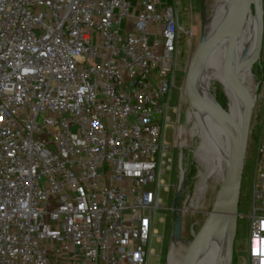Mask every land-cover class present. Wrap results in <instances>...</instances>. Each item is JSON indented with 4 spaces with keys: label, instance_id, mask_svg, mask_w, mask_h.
Returning <instances> with one entry per match:
<instances>
[{
    "label": "built area",
    "instance_id": "built-area-1",
    "mask_svg": "<svg viewBox=\"0 0 264 264\" xmlns=\"http://www.w3.org/2000/svg\"><path fill=\"white\" fill-rule=\"evenodd\" d=\"M178 5L0 0V264H151L163 241L156 217L169 209L165 135L175 128L169 111L188 31ZM255 103L261 139L245 264H264V93ZM187 132L174 130L178 189ZM182 189L181 223L198 208L196 189Z\"/></svg>",
    "mask_w": 264,
    "mask_h": 264
},
{
    "label": "rangeland",
    "instance_id": "rangeland-1",
    "mask_svg": "<svg viewBox=\"0 0 264 264\" xmlns=\"http://www.w3.org/2000/svg\"><path fill=\"white\" fill-rule=\"evenodd\" d=\"M220 0H179V19L184 28L188 31L186 33H181L180 35V43L178 48V77H177V87L183 88L185 86V80L187 75L188 67L192 61L193 54L197 50L200 42L204 39V28L207 24V21L211 18L212 14L215 12ZM263 3V20H264V0ZM248 31V24L241 35V40L239 44L243 41ZM256 46V45H255ZM255 50V47H254ZM254 50L252 54L254 53ZM261 57L258 63H248L245 65L247 69L252 71V74L257 77L259 82V89L256 93L255 99L258 98L261 93H264V29H263V43L261 50ZM223 60V58L221 59ZM217 77V76H216ZM222 83V86L225 90V94L227 96L228 105L229 104V92L226 88V84L219 77L216 79ZM175 89L171 101V109L169 111V115L171 117V121L174 123L173 126L177 128V126L182 125L187 129L188 134V147L183 149V169L185 173V181L182 187L185 186V189L190 190L192 192L195 191V183L197 185H206V193L204 198L201 200V205L191 213H188L185 219H182V237L186 240L183 243V248L188 244L191 240L190 236V228L193 225L194 230H198L205 220L207 213L212 209V204L216 198L220 178L223 175V170L226 168V162L228 158V150L230 148V139L226 137L225 131L222 129L221 124L218 122V126L220 128L219 134H217V138L219 139L223 159L220 164L217 173L211 177L212 180H208V182L202 178L205 177L206 170L203 166V163L199 160L197 156V152L199 146L202 142L203 133L205 129V122L202 119L201 106L197 105L195 101L188 100L186 91H181V89ZM210 88L213 96L217 99H222L223 89L219 86L218 83L211 80ZM259 103L260 101L257 100ZM231 109V105H230ZM176 110V113L173 112ZM232 112V109H231ZM180 115V122H177L178 114ZM232 115L235 119L234 113ZM258 115L257 104L253 106L252 112V126L249 134V143L247 147V157L244 167V176L242 181V193L240 199V208H239V217L237 223V230L235 234V242L232 251V259L231 264H245L247 259V245H248V232H249V221L247 219V215L251 209V196H252V180L255 174V166L257 159V149L260 143V133L261 126L258 125V121L255 117ZM217 122V120H216ZM175 128H168L166 130L165 140L169 143L170 151L168 156L173 159L172 163V171L171 173L167 172L164 176L167 184L170 185V192L162 189L161 197L163 199V203L169 207V209H162L159 211L156 217L158 221L156 229L157 235L162 236V243H159L157 240L154 241L152 248L156 252V256H151V264H178L181 258V254L183 250H179L178 246L174 247V240L172 239V229H173V212L170 209L172 207V203L175 195L178 192V186L181 178V173L179 170V152L180 148L175 147V139H174V130ZM185 129L182 131L184 132ZM186 141H184L185 143ZM51 209V207H48ZM190 214V215H189ZM162 217L166 218L165 223H159V220ZM192 217V218H191ZM187 219V220H186ZM189 219V220H188ZM192 219V220H191ZM191 222V223H190ZM187 223V224H186ZM189 223V224H188ZM221 249L223 251V255L225 258V249L226 244H221ZM161 252V259L157 255Z\"/></svg>",
    "mask_w": 264,
    "mask_h": 264
},
{
    "label": "water",
    "instance_id": "water-1",
    "mask_svg": "<svg viewBox=\"0 0 264 264\" xmlns=\"http://www.w3.org/2000/svg\"><path fill=\"white\" fill-rule=\"evenodd\" d=\"M233 4L234 8L229 19L230 22L228 23L227 27L228 34L225 37L226 45L221 64V71L225 79H227L228 68L230 67L231 63L234 61V58L236 56L235 53L237 44L240 42L241 35L244 33L252 15H254L258 20L256 46L253 53V63L259 62L263 43L264 20L262 0H234ZM216 43L217 42H214L212 40L206 43V38L202 39L197 50L193 54L194 56L187 70L184 87L186 89L188 100L195 101L199 105L203 104L198 99L194 87L195 80L199 73L197 61L201 53H203L205 50H208L209 47ZM211 52H209V56H211ZM255 79L256 85L253 92L254 100L256 93L258 92V85L260 82L257 77H255ZM215 82L218 83L219 86L223 89L222 99H219V97L217 99L211 93V96L213 97V105L216 108V117L218 118L219 122H221V124L224 126L226 137H229L231 139V146L229 149V156L227 161L228 174L220 182L218 188L219 190L212 204V209L207 213V216L203 221L204 223L202 224V226L196 231L194 230L193 225L191 226V240L184 247L178 264H195L198 257L197 255L205 244V242L207 241V238L217 228L232 229L228 243L230 262L233 256L232 251L237 230V220L239 217V202L242 193L241 186L247 157L246 151L249 143V134L252 126L251 119L254 104L249 108L248 111L245 110L243 115H241V126L237 125L238 123L232 115L230 105H228L227 96L225 94V90L222 86V83L217 80H215ZM242 100L243 104L247 105V103L250 101V98L248 95H245L243 96ZM232 125L235 126L237 132H239V140L237 142L233 138ZM182 193L183 189L182 187H180L174 197L171 207L173 212L172 239L178 242H180L182 230L179 206Z\"/></svg>",
    "mask_w": 264,
    "mask_h": 264
},
{
    "label": "bare ground",
    "instance_id": "bare-ground-1",
    "mask_svg": "<svg viewBox=\"0 0 264 264\" xmlns=\"http://www.w3.org/2000/svg\"><path fill=\"white\" fill-rule=\"evenodd\" d=\"M234 0H220L219 4L212 14L211 18L207 21V24L204 28V38H206V43L211 40L217 42L213 44L208 50H205L200 54L197 67L199 69L198 76L195 80V90L197 93L198 99L204 105L201 106V113L203 122H205V129L203 133V140L199 146L197 156L199 160L203 163V166L206 170L205 177L202 178L208 182V180H212L217 170L220 167V164L223 159L222 148L217 138V134L220 132V128L218 126V118L216 117V108L213 105V97L211 96V88L210 83L211 80L215 81L217 77H219L226 84V88L229 92V104L231 105L232 112L234 113L235 119L237 121V125L241 126L240 117L243 115L245 110H249V108L254 103V89L256 85L255 76L252 74V71L245 67L246 64L252 63L253 56L252 54L254 47L256 45V33L258 20L254 15L250 17L248 23V31L241 42V44H237L236 48V56L234 61L231 63L228 68L227 79L223 77L221 71V64L223 53L226 45V36L228 34L227 27L230 22L229 19L231 17L234 4ZM212 51V52H211ZM209 52H211V56H209ZM208 54V56H207ZM207 56V57H206ZM217 76V77H216ZM248 95L250 101L247 105L243 104V96ZM217 120V122H216ZM223 120V119H222ZM224 122V121H222ZM221 124V122H219ZM222 129L225 131L224 126L221 124ZM232 133L233 138L237 142L239 140V132L235 126L232 125ZM229 138V137H228ZM230 139V138H229ZM231 146V139H230ZM230 149V148H229ZM229 154V150H228ZM227 154V155H228ZM229 156V155H228ZM228 161V158H227ZM227 163V162H226ZM228 174L227 172V164L226 168L223 170V175L221 176L220 182L223 178ZM205 182V181H204ZM205 182V183H207ZM220 184V183H219ZM196 201L194 206L199 207L201 203H199V199H203L206 192V185H196ZM190 215V214H189ZM192 218V217H191ZM187 220V219H186ZM189 220V219H188ZM192 220V219H191ZM191 223V222H190ZM187 224V223H186ZM189 224V223H188ZM232 232L231 228L215 229L207 238V241L201 248L198 253L197 260L195 264H231L230 255H229V237ZM226 244L225 249V258L223 255L221 244ZM175 245L178 246V249L183 250V245L178 241L174 242Z\"/></svg>",
    "mask_w": 264,
    "mask_h": 264
},
{
    "label": "trees",
    "instance_id": "trees-1",
    "mask_svg": "<svg viewBox=\"0 0 264 264\" xmlns=\"http://www.w3.org/2000/svg\"><path fill=\"white\" fill-rule=\"evenodd\" d=\"M241 188H242V186H241ZM241 199V198H240ZM239 205H240V202H239ZM240 208V207H239Z\"/></svg>",
    "mask_w": 264,
    "mask_h": 264
}]
</instances>
